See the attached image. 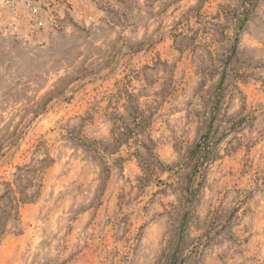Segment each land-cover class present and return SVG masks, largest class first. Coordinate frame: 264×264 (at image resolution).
I'll use <instances>...</instances> for the list:
<instances>
[{
  "label": "rangeland",
  "instance_id": "rangeland-1",
  "mask_svg": "<svg viewBox=\"0 0 264 264\" xmlns=\"http://www.w3.org/2000/svg\"><path fill=\"white\" fill-rule=\"evenodd\" d=\"M0 264H264V0H0Z\"/></svg>",
  "mask_w": 264,
  "mask_h": 264
},
{
  "label": "built area",
  "instance_id": "built-area-1",
  "mask_svg": "<svg viewBox=\"0 0 264 264\" xmlns=\"http://www.w3.org/2000/svg\"><path fill=\"white\" fill-rule=\"evenodd\" d=\"M5 5H9L10 4V0H4Z\"/></svg>",
  "mask_w": 264,
  "mask_h": 264
}]
</instances>
